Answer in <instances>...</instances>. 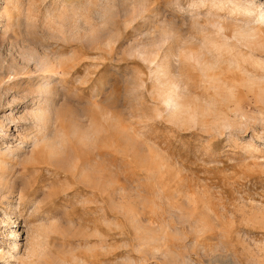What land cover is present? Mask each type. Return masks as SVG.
<instances>
[{
	"label": "rangeland",
	"instance_id": "374dc122",
	"mask_svg": "<svg viewBox=\"0 0 264 264\" xmlns=\"http://www.w3.org/2000/svg\"><path fill=\"white\" fill-rule=\"evenodd\" d=\"M0 264H264V0H0Z\"/></svg>",
	"mask_w": 264,
	"mask_h": 264
},
{
	"label": "bare ground",
	"instance_id": "6f19581e",
	"mask_svg": "<svg viewBox=\"0 0 264 264\" xmlns=\"http://www.w3.org/2000/svg\"><path fill=\"white\" fill-rule=\"evenodd\" d=\"M262 17V16H261ZM259 19V18H258ZM262 19H263V17H262ZM260 21V20H259ZM52 66V65H51ZM50 67V66H49ZM1 127H3V126H1Z\"/></svg>",
	"mask_w": 264,
	"mask_h": 264
}]
</instances>
